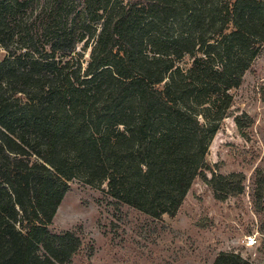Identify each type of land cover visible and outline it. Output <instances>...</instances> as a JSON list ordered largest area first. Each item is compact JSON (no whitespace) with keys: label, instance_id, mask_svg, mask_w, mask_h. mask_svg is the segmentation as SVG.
Instances as JSON below:
<instances>
[{"label":"trees","instance_id":"trees-1","mask_svg":"<svg viewBox=\"0 0 264 264\" xmlns=\"http://www.w3.org/2000/svg\"><path fill=\"white\" fill-rule=\"evenodd\" d=\"M30 1L0 0V264L78 252V236L49 228L77 177L156 218L198 176L219 200L244 191L243 172L209 175L205 157L261 51L264 0H87L91 44L62 19L67 0ZM232 257L248 264H215Z\"/></svg>","mask_w":264,"mask_h":264},{"label":"rangeland","instance_id":"rangeland-1","mask_svg":"<svg viewBox=\"0 0 264 264\" xmlns=\"http://www.w3.org/2000/svg\"><path fill=\"white\" fill-rule=\"evenodd\" d=\"M47 3L30 1L36 9ZM87 3L67 0L61 16L75 23L91 44L101 21L87 13ZM77 51L89 60L91 48L84 42ZM0 53L3 57L6 51L0 48ZM192 61L186 55L178 65L185 68ZM263 92L264 42L240 86L231 89V107L205 157L209 175L245 174L241 194L219 200L198 176L177 214L156 218L113 197L106 182L74 178L49 226L54 233L70 231L81 240L65 264H215L221 252L239 255L248 264H264ZM248 236L256 237L255 245H246ZM235 263V257L228 262Z\"/></svg>","mask_w":264,"mask_h":264},{"label":"built area","instance_id":"built-area-1","mask_svg":"<svg viewBox=\"0 0 264 264\" xmlns=\"http://www.w3.org/2000/svg\"><path fill=\"white\" fill-rule=\"evenodd\" d=\"M255 244H256V237L255 236H248L247 241H246V245L247 246H253Z\"/></svg>","mask_w":264,"mask_h":264}]
</instances>
